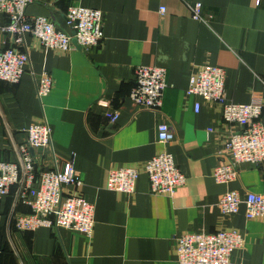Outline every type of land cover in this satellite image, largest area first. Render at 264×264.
<instances>
[{
    "label": "crops",
    "instance_id": "crops-1",
    "mask_svg": "<svg viewBox=\"0 0 264 264\" xmlns=\"http://www.w3.org/2000/svg\"><path fill=\"white\" fill-rule=\"evenodd\" d=\"M197 3L203 20L192 17ZM71 5L102 12L101 43L89 51H45L28 38L33 72L50 74L53 88L41 105L28 71L17 84L0 80V160H16L24 129L45 118L58 167L73 163L81 193L94 205V228L90 236L20 231L12 218L29 208L0 197V264H177V236L223 229L244 237L229 264H264V219H247L244 206L230 215L217 206L227 190L264 194V163L241 164L237 180L215 182L227 126L218 105L186 93L194 72L211 65L224 68L228 100L264 99V0H33L26 13L67 30L64 12ZM6 21L0 14V25ZM139 65L166 70L158 111L129 99ZM114 111L118 117L110 122ZM161 122L173 134L165 145L157 139ZM162 149L186 178L174 195L151 194L144 173L130 196L105 188L111 168L139 167ZM47 151L30 153L40 162Z\"/></svg>",
    "mask_w": 264,
    "mask_h": 264
},
{
    "label": "built area",
    "instance_id": "built-area-1",
    "mask_svg": "<svg viewBox=\"0 0 264 264\" xmlns=\"http://www.w3.org/2000/svg\"><path fill=\"white\" fill-rule=\"evenodd\" d=\"M33 0H0V14L7 21L0 25V80L17 84L28 71L34 79L36 96L42 99L52 90L53 79L43 72L34 74L30 62L32 38L42 50L68 52L80 46L89 51L102 40V12L95 8L71 5L64 12L67 30L61 29L48 16H30L26 8ZM164 8H161L163 11ZM192 17L204 19L201 4L191 8ZM75 41V42H73ZM135 82L129 99L144 110L158 111L168 87L166 70L158 66L139 65L134 70ZM225 71L219 66L203 65L190 78L186 93L214 103L221 110V118L227 126L224 149L220 163L214 168L212 178L217 183H230L238 179L244 163H264V99L254 95L251 102L237 104L227 98ZM108 105V100H97ZM199 104L195 105L197 111ZM117 111L110 116L115 122ZM26 139L17 149L14 161L0 160V197L11 196L13 202L29 208L26 213L13 216L14 226L20 231L49 228L90 236L94 228V205L81 193L83 181L71 161L61 168L52 147L51 129L45 118L29 124ZM173 134L167 122L157 127L160 144L172 141ZM31 149L48 150L38 162ZM149 180V191L155 195H174L186 182L176 166L173 156L166 149L160 150L141 166H121L108 171L105 188L126 196L135 192L139 175ZM222 214L239 212L244 206L247 219H264V194L247 192L242 197L236 190H227L217 202ZM244 243L243 235L236 229L214 232H188L176 238L177 264H229L233 250Z\"/></svg>",
    "mask_w": 264,
    "mask_h": 264
},
{
    "label": "water",
    "instance_id": "water-1",
    "mask_svg": "<svg viewBox=\"0 0 264 264\" xmlns=\"http://www.w3.org/2000/svg\"><path fill=\"white\" fill-rule=\"evenodd\" d=\"M73 42H75V41H73ZM78 48H80V46H77Z\"/></svg>",
    "mask_w": 264,
    "mask_h": 264
}]
</instances>
